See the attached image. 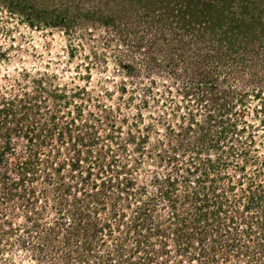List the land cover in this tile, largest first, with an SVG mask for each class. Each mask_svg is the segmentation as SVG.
Segmentation results:
<instances>
[{
  "label": "rangeland",
  "instance_id": "rangeland-1",
  "mask_svg": "<svg viewBox=\"0 0 264 264\" xmlns=\"http://www.w3.org/2000/svg\"><path fill=\"white\" fill-rule=\"evenodd\" d=\"M176 1L0 0V264H264V11Z\"/></svg>",
  "mask_w": 264,
  "mask_h": 264
},
{
  "label": "trees",
  "instance_id": "trees-1",
  "mask_svg": "<svg viewBox=\"0 0 264 264\" xmlns=\"http://www.w3.org/2000/svg\"><path fill=\"white\" fill-rule=\"evenodd\" d=\"M219 2V8L221 10L230 9L232 10V13L229 17L230 22L227 21L226 16L223 18L225 19V22L227 23V31L229 32V28L231 26H237V28L240 29L242 26L243 29L249 28L252 23H257V21L262 17V14L260 10L264 11V0H216ZM155 2V0H154ZM214 0H177L174 4H170L172 6H167L166 9H164V13L169 15L168 13H172L173 16H176V19L180 22H183L180 26L184 29V33L188 31L187 27H193L195 23L202 24L201 26H204V28L211 27L214 25L212 18H214V22L219 24L217 19L213 16H209L208 13L211 12L210 7H217L216 4H213ZM145 2L143 4V9L145 11H148V7ZM176 9L178 13H173V10ZM258 9L257 13H254V11ZM217 10V9H215ZM220 12V14L223 13ZM148 13V12H147ZM178 14V15H177ZM158 21L160 20L157 19ZM208 23V24H207ZM160 27V26H159ZM157 28V30H160V28ZM162 28V27H161ZM193 30V28H191ZM203 34V33H201ZM23 165V164H22ZM21 170L24 169L21 167ZM23 172V171H21ZM264 222V218H263ZM262 221L258 222L261 227V229L264 227V223ZM261 246V243H260Z\"/></svg>",
  "mask_w": 264,
  "mask_h": 264
}]
</instances>
